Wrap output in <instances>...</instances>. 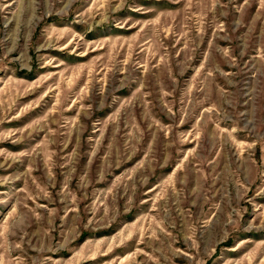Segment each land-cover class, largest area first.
Here are the masks:
<instances>
[{
    "label": "rangeland",
    "instance_id": "rangeland-1",
    "mask_svg": "<svg viewBox=\"0 0 264 264\" xmlns=\"http://www.w3.org/2000/svg\"><path fill=\"white\" fill-rule=\"evenodd\" d=\"M0 264H264V0H0Z\"/></svg>",
    "mask_w": 264,
    "mask_h": 264
}]
</instances>
